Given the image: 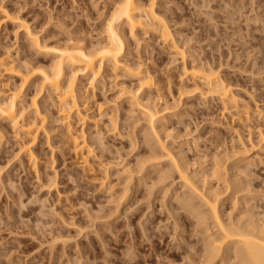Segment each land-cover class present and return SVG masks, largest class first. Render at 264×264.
<instances>
[{
	"label": "rangeland",
	"instance_id": "1",
	"mask_svg": "<svg viewBox=\"0 0 264 264\" xmlns=\"http://www.w3.org/2000/svg\"><path fill=\"white\" fill-rule=\"evenodd\" d=\"M153 1L155 10L159 16L156 15L162 18H158V20L161 19L164 24L169 26L176 45L184 51L185 65L187 67H192L193 65L197 66V64H199L198 67H201V69H212V67L214 70L217 69L216 72L218 71V73L222 75H220V78H223L222 80H224L227 85L230 82L229 85L233 86L232 91L234 90L235 92H233V94L238 97V100L235 101H237V103L239 102L238 104H234L236 105L235 107L232 105V102L230 103L232 107L224 108V105H222L223 103H220L222 100L220 101L218 96H212L211 92L207 89V85L203 86L205 90H208L205 95L206 97L209 96L207 98H205V96L201 97L202 95L198 93V91H192V88H190V86H192V81L183 69V59H181L180 55H174L175 47L172 43L165 44L162 41L159 34L153 30L154 28L152 29L153 26L149 24L151 23L149 20V23H145L147 27L144 24V26L139 25V27L136 26L133 29L134 38L131 37L132 33H130V31L132 30L128 31L130 28L127 27V25L123 26L125 30L124 34H127V36L125 34V38H128V41L125 39L127 41L126 49L120 57L122 65L120 64L116 69L110 66V68H113H111L112 70H110L108 66H104L96 80H93L91 75H85L79 70L74 82L79 108L78 110L74 109L70 113V120L65 119L61 114L59 102L54 93L49 92L45 87L42 88V75L40 69L42 67L51 68L55 62L60 60L61 51L67 49L68 45L70 47V45L73 46L74 44H78L79 46L85 47L88 51H91L107 44L109 41L110 22L117 24V21H110L111 14L115 12V6H119L118 4H121L122 0H0V102H4L10 98L11 94L18 89L20 90L18 109L23 111L19 119L20 123L18 127H14L15 125L10 120L0 117V264H50L51 262V264H58L59 257H61V260L59 259V262L61 261L60 264H168L169 260L179 257L172 256L177 251L175 248L176 244L182 238H186L187 240H191L192 238V240H195L196 229L194 228L195 224H192L190 216L184 213L178 216L181 217L180 222H178V228L181 230H176V233L178 231L177 234L174 233L176 224L172 222L175 220L173 204L177 199L176 196H178L177 193L179 190L181 194H189H184L183 196L179 194L181 199L185 197H190L192 199L193 196L194 199H192V201L196 204V201L199 199H195L197 197L194 196L198 195L195 193V195H192V192L189 191L190 188L188 189L189 186L186 187L182 184L185 182L179 179L180 177H178V175L180 172L178 169L179 174H177L175 170H172L174 174L172 172H167V168L170 170L173 169V167H171L173 163L170 164V161H167L166 166L165 161L169 158L166 156L172 155L171 153L173 151L171 152L169 149L165 148L168 150L165 152V150L162 151L160 148L159 150L163 152L162 156L165 155L164 157L167 159L163 158L160 162L155 156L154 161H148L146 166V162H141L149 160L152 158L151 155L153 154H160L159 156H161V152L157 149V146L160 145L158 147H162V141L163 143L165 142L162 144L164 147L166 145V147L168 146V148L176 152V154L173 152V155L175 154V156L178 157V162L180 161L184 164L186 160L187 163L185 164H188L187 167L189 166V169L184 164L185 169L187 168L191 174L193 172L195 173V171L198 172V174L196 172L195 176L193 174V178L196 176V178H198L199 174H203L202 177L199 175V177H201L200 180L195 178L200 185L192 178L196 183V187H203L202 190L204 191L200 193L204 194L207 190H211L210 192L212 193L214 189L211 188L212 186L210 187V183H212L213 187L217 190L219 185L221 188L224 183L227 185H225L226 187L224 188H228V184L239 175L240 171H242L240 172L241 176H238L239 179H236H242L241 181L247 179L243 176L244 171L246 174L250 172L253 175L259 176L257 179L256 176L254 177L252 175L253 177H251V174L249 175L248 173V179H252H250L251 181H247L248 179L244 181L245 183H251H248V186H246L245 190L242 192L247 193V189L251 187H253V190L250 191V189H248L250 192L247 194L240 195V192L235 194L230 188V184V190L229 188L227 192L224 188L223 190L231 200H229L226 195L223 196L224 191H221L222 188L219 190L222 192H219L222 195L220 199L226 197L230 202L237 199L231 203L235 202L242 206V204L239 203L242 201V203L250 202L251 205V202L255 200H252L250 197L256 199L261 192L264 193V163L260 162H264V150H261L262 145H264V109H262L264 108V105H262L264 103V78L262 82V77H260H264V22H262V18L264 21V1L253 0L254 2H259H255L256 4L252 0ZM222 1H225V5ZM244 1L247 2L249 7ZM140 2L149 4L150 0H140ZM238 2L243 5H240ZM251 3L256 7L253 6V4L251 5ZM258 4L261 5V7ZM206 5L210 8L206 9ZM232 5L233 7H231ZM242 6L247 10L244 9L245 11H243ZM226 7L227 9H224L226 11H223V8ZM234 7L237 9H234L235 13L234 10L231 9ZM239 8H241V10H239ZM251 9H255L256 12H252ZM219 10L225 12V14L221 12L223 14L222 16ZM248 10L253 14L248 12ZM237 11L238 13L240 11L243 12L244 15L247 13L245 15V18L247 17L246 21L244 20V15L240 12L242 19L240 15L236 13ZM249 14H252V17ZM260 14L262 16H260ZM256 16L261 18V20L258 17L256 19ZM211 17L214 20H212ZM230 17L232 18L231 20H229ZM220 19H223L222 22H219ZM255 19L259 20L257 24ZM235 20H238V23L237 21L235 22ZM213 21L215 23H213ZM247 21L249 25H254L249 26ZM209 25L210 28L208 27ZM229 25H231V27ZM245 26H249V30ZM217 27H219V29H217ZM214 28L217 31H214ZM258 29L261 31L263 29V32H260V34V30ZM240 30L243 33L240 32ZM244 30L249 31V37ZM233 34H235L236 37H234ZM243 36L245 37L244 41H242ZM246 37H248V39H246ZM229 38L233 41L230 42L231 40ZM238 39H241L240 44L242 47ZM242 42L247 44H243ZM248 44L249 47L247 46ZM127 45H131L130 48ZM256 47H258V49ZM247 50H249L250 56L254 54L253 57H250L251 61L249 56H246V53H248ZM236 54L239 55V59ZM255 60L257 64L254 63ZM200 62L203 63L201 64ZM123 64L130 67L124 66ZM130 70L133 71L130 72ZM72 73L73 72H71V74ZM137 73H139L140 76L142 75V78H144V74L145 76L149 74L152 83H149L150 85L146 84V82H144L145 80H141ZM71 74L69 76H71ZM254 75L255 77H253ZM224 76L226 79H224ZM25 77L28 78L27 81L24 79ZM256 77L260 78L257 79ZM200 81L201 83L203 82V80ZM149 97L151 98L150 100ZM146 100L148 101L146 102ZM146 104L156 111H158L159 108L161 109H159L160 113H158L159 117H157V119L160 122L162 121L166 128V131L162 132L164 129H159V127L164 128L160 126L162 123L156 121L160 123V125H156V128L162 132L160 133L161 135H159L163 140L160 136V138L157 137L158 135L156 136V139L158 138V144H155L157 141L153 140L154 136L152 140L149 139L151 141H149V144L151 143L150 146L152 149L148 147L149 145L145 148L147 142L144 141V144L142 138V136L144 137V133L148 134L147 131H152L150 122L147 123L146 121L147 117L149 121V107L145 106ZM155 104L158 108H154L156 106ZM257 104L259 106H257ZM258 107L259 110H263V113L258 111ZM248 110L249 113L247 112ZM233 111L240 112L239 116ZM146 112L148 114H146ZM33 121H38L39 125L43 123L37 134V140L31 147V152L35 156L31 158L27 155L29 153L27 151V153H25L24 150L21 151L20 147L23 142L28 140L27 137L29 135L26 133V127L27 124ZM69 121L71 122L73 131L82 136L80 140H85V143L90 145V147L87 145L88 148L92 149L93 153L95 152L96 154V156H94L95 154L92 155L93 159L95 158L94 160H91L92 158L89 156L91 163L87 161V166L91 164L89 165V168H91V175L90 172L87 171H83L85 174L80 173L82 169H87V166H85V162H83L79 156L78 158L72 151L71 141L68 138ZM113 124H116L114 127L117 128H113ZM147 124H149V126ZM260 132L263 133H261L263 138L260 136ZM129 133H132V138L135 136L133 139V141L137 142H133L136 144L135 146L130 142L129 137L131 134L129 136ZM149 134L153 135V131ZM149 134L144 138L149 136ZM160 139L162 140L161 143L159 141ZM152 142L156 146H154ZM148 148L150 151L147 150ZM180 148H182V151H185H183V153L180 152ZM176 149H179V151L177 152ZM151 150L152 153H150ZM217 150L221 154L228 150L229 153L225 152L226 156H224L225 158L228 155L225 159V162L227 160L228 164H224V162L221 161L219 162L218 159L214 157L212 159V156L216 152L218 158L219 155L222 156ZM168 152L171 153L168 154ZM184 152H186V154ZM136 153L137 155H135ZM178 153H182L185 156ZM149 154L151 157L148 156ZM257 155L260 156V158L262 156V159H258ZM135 156L138 157V160H136L137 158ZM142 156L143 160L140 161ZM254 156H256V158ZM144 157H146V160H144ZM176 157L171 156V158ZM182 157H185L183 162ZM244 157L246 159L248 157V161L252 159V161H249V164H253L255 168L246 164L248 161L245 162L246 167H243ZM96 158L100 159V163L97 162ZM240 158L241 160L238 161ZM177 159H175L176 161L174 162H177ZM221 159L223 160V156ZM253 159H256V162ZM156 160L159 162L156 163ZM170 160L173 162V159ZM136 161L140 162V164H137L138 162L136 163ZM93 162L94 164H92ZM180 162L177 163V165L175 164L177 168L178 166H182ZM217 162L223 163L224 166L222 167V164L220 165L218 163L221 166L219 168ZM257 162L260 163L258 166H255L258 164ZM128 163L131 165L132 170L125 166ZM134 163H136L137 167H140V165L142 166V163H144L146 168L142 166V168L140 167L141 172L140 168L137 171V167L134 168ZM213 163H216L217 165L215 164V167L218 166L219 168V170L218 168L214 170L216 179L218 177L220 179L219 181L221 182L224 180L222 181L224 183L221 185L218 182L217 188L215 185L216 180H214V172L212 171V175L214 176L212 180L215 182L212 181L209 183L210 185L208 184L210 189L207 185L201 184L200 181L204 182L205 179L209 180L205 178V175H207V171L213 166ZM229 164L231 165L228 167L227 165ZM184 166L181 169L183 170V176L185 174L187 176L188 174V176L191 177L192 175L189 174L188 171V173H184L186 172L184 171ZM225 166L230 170L231 168L234 170L237 168L236 166H238V171H228L226 168L224 173L228 171L229 174L227 172L225 177L223 173L219 175L216 174V171L223 170ZM79 167L80 169L82 167V169L80 170ZM92 167L94 169H92ZM100 167H108L107 173L104 171L106 170L105 168L100 169ZM123 167L127 168L123 170ZM242 169H244V171ZM246 170L249 171L246 172ZM131 171L134 172L131 173ZM160 171H164V173L162 172L163 175H166L167 172V176L170 173L168 180H166L167 178H165V175L163 176ZM200 171H202V173ZM252 171H255V173ZM158 172H160V175L163 177H158ZM204 172L206 173L205 175ZM100 173L101 175H98ZM171 174L174 178H170ZM85 175H89V179H86ZM131 175L133 176L132 178ZM220 175L223 178L232 177L225 180L219 177ZM106 176L110 180H108ZM93 177H96V182L91 183L93 182ZM101 177H103L101 182L97 184ZM260 177L261 180L259 179ZM51 178L52 180H50ZM72 178H74V181ZM104 178L107 179L104 181L106 184L107 181L108 185L109 182L110 185L113 183L112 186L115 188L114 190L117 195L112 192L113 189L110 185L105 190H102V187L98 188L100 185H103L102 180ZM160 178L166 181H160L163 180ZM52 181L57 183H54L53 186L51 184L49 187L48 185ZM227 181L230 182L228 183ZM43 182L47 183L44 187L42 186L44 185ZM206 182L208 183V181ZM40 185L42 187H40ZM181 186H184L185 189L187 188L188 190L181 189ZM123 188H126L124 190H127V192L124 191ZM259 188H261V190H259ZM109 189L112 190L110 191ZM149 189L152 191V194L150 192L151 195L149 194ZM99 190L105 191V194H102V192L100 194ZM217 190L214 192L215 194L218 192ZM255 190L259 193L252 196L253 194L251 192L255 193ZM107 191L113 194H110L111 197L113 196L112 199L107 196L109 194V192L106 194ZM173 191H176V193ZM208 192L206 195H208ZM238 194L239 196H237ZM249 194L252 195L249 196ZM173 195L176 198L175 201ZM235 195L239 198V201ZM262 195L259 197L261 200L257 199L255 201L257 204L260 202L261 204L259 205H264V202H262L264 197L262 198ZM244 197L245 199L248 198L246 199L247 201H244ZM227 199L224 202L220 200V202H223L222 206H225L223 210L225 209L224 211L227 214L230 211L232 213V210H234L233 214L237 216L241 207L239 208V206H237L238 208L234 209L236 204L233 203L234 207H232V205H229L230 202H227ZM162 200H165V204H167H162L164 203ZM255 202L253 203L256 204ZM200 203L199 200L198 204ZM225 203L226 205H224ZM246 204L249 203H244L242 207L247 206ZM160 206L163 208L162 210L160 209L162 212L159 211ZM167 207L169 210L171 209L169 216L166 214V212H169ZM230 208L232 210H230ZM237 209L239 210L237 211ZM171 212L173 214L172 218L170 216ZM152 213L153 215H151ZM138 219L142 221V225L138 222ZM146 220H148V222ZM159 220L163 222L164 225L161 224ZM166 220H169L170 223ZM145 221L147 223H145ZM158 221L160 222V226L158 225ZM165 221L166 223H164ZM126 223H129L128 227ZM172 224H174L175 227H173ZM140 225L143 229L139 227ZM156 226L159 227L157 228ZM130 227H132L133 231H131L132 229ZM191 227L192 229L194 228V231ZM139 228H141L142 231L144 230V232L146 230L145 235L148 234L147 237L144 236L146 238L142 236V231H140L141 229ZM95 231L100 232V234ZM158 232L160 234H158ZM96 234L98 235L96 236ZM171 235H173V237ZM99 236L102 237L104 241L100 240L101 238H98ZM171 237L177 238L176 240L174 239V243ZM52 238L53 240L54 238L60 240L59 245L56 243L58 242L56 240H54L56 244L53 245V242L50 244L49 242ZM145 239L147 240L145 241ZM126 240L128 241L126 242ZM69 241L71 242L69 243ZM62 242L63 244L65 243L64 249L66 253L64 254H67V257L63 256ZM40 243H49L51 245H49L51 247L50 249H52L53 246L54 248L52 251L50 250V252H48V244H42V246H40ZM66 243H68V247ZM75 244L79 245L77 246L79 250L76 246L75 248L77 249L74 248ZM80 246H82V249H80ZM131 247L134 249L132 254L129 250H125V248L130 249ZM84 249L85 251H83ZM171 249L173 250L171 251ZM72 250L81 251V254L78 251H73V253ZM124 250L127 252L129 258L125 257L126 252ZM83 253H85V255H83ZM87 254L88 256L86 259L85 256ZM134 254L135 256H133ZM75 255H77V258ZM156 256H158L157 259L159 260L156 259ZM164 256H168L166 260ZM49 257L50 259H48ZM131 257L135 258L131 261ZM71 258H74V262ZM84 258L86 260L89 258L90 262L86 261V263ZM78 259L84 261L77 263L79 261ZM174 262L175 264H182L181 260Z\"/></svg>",
	"mask_w": 264,
	"mask_h": 264
},
{
	"label": "bare ground",
	"instance_id": "2",
	"mask_svg": "<svg viewBox=\"0 0 264 264\" xmlns=\"http://www.w3.org/2000/svg\"><path fill=\"white\" fill-rule=\"evenodd\" d=\"M204 1V0H203ZM212 1V0H211ZM221 1V0H220ZM226 1V0H225ZM225 1H222V3L225 5ZM229 1V0H228ZM236 1H238V0H236ZM253 1V0H252ZM258 1V0H257ZM257 1H255V2H257ZM260 1V0H259ZM262 1H264V0H262ZM154 1L153 0H150V3L149 4H144L143 2H140V0H122V2H121V4H118L119 6H115V9H114V11L115 12H113L112 14H111V19H110V21L111 20H113V21H117V24H115V23H111L110 22V27H109V30H110V33H109V36H108V39H109V41H108V43L107 44H104V45H102L101 47H99V48H96L95 50L93 49V50H91V51H88L85 47H83V46H79L78 44L76 45V44H72L73 46H71L70 45V47H69V45H68V47H67V49H64V50H62L61 51V54H60V60H58L57 62H55V64H53V66L51 67V68H41L40 70H41V75H42V88H46V89H48V91L49 92H51V93H54V95L56 96V99H57V101L59 102V106H60V111H61V114L63 115V117L65 118V119H69L71 116H70V113L75 109V110H78V101H77V96H76V91H75V87H74V82H75V78H76V76L78 75L77 73H79V70H80V72L81 73H84L85 75L87 74V75H91L92 76V78H93V80H96V78L99 76V74H100V72H101V70H102V68L104 67V66H108L109 68H110V66H113V68L114 69H116L120 64H121V56L123 55V52L125 51V49H126V44H127V41H128V38L126 39L125 38V34H124V32H125V30L123 29V26L124 25H127V27H129L130 29H128V31L129 30H132V31H130V33H132V36L131 37H133L134 38V36H133V29L136 27V26H138L139 27V25L140 26H144V24L146 23H149V20L151 21V23H149V24H152V29L153 30H155L158 34H159V36L161 37V39H162V41L165 43V44H171L172 43V45L175 47V54L174 55H180L181 56V59H183V64H184V67H183V69L185 70V72L188 74V76L190 77V80L192 81V86H190V88H192V91L193 92H197L198 91V93H200L202 96L201 97H203V96H205L206 95V93H207V91L209 90V92H211V94H212V96H218L219 98H220V103H223L222 105H224V108H230V106H231V104L230 103H232V105H234V104H238L237 103V101H235V100H238L237 98V96H234V94H233V92H234V90L232 91V85H229L230 84V82H229V86L227 85V83L224 81V80H222L223 78H220V73H218V71L216 72V70H214L213 69V67H212V69L210 68V69H208V68H206V69H201V67L199 68L198 67V65L199 64H197V66H195V65H193L192 67H187L186 65H185V53H184V51L178 46V45H176V42H175V40H174V38H173V34H172V31L169 29V26L167 25V24H164V22L163 21H161V17H158L159 16V14H157V11L155 10V7H154V3H153ZM240 2V1H239ZM238 2V3H239ZM245 2V1H244ZM254 2V1H253ZM254 2V3H255ZM221 3V2H220ZM219 3V4H220ZM221 3V4H222ZM230 3V2H229ZM232 3V2H231ZM235 3V2H234ZM238 3H236V4H238ZM240 3H242V2H240ZM239 3V4H240ZM246 4H247V2H245ZM257 3H259V2H257ZM204 4V3H203ZM253 3H251V5H252ZM256 4V3H255ZM202 5V4H201ZM209 5V4H208ZM208 5H206L207 6V8L206 9H209L210 7L208 6ZM229 5V4H228ZM235 5V4H234ZM240 5H243V4H240ZM239 5V6H240ZM249 5H250V3H249ZM259 5V4H258ZM258 5H257V7H258ZM211 6V5H210ZM219 6V5H218ZM227 6V5H226ZM247 6H248V4H247ZM246 6V7H247ZM253 6H255L254 4H253ZM260 7H261V5H259ZM223 7H225V6H223ZM230 7V6H229ZM231 7H233V5L231 6ZM236 7H237V5H236ZM241 7V6H240ZM249 7V6H248ZM256 7V6H255ZM254 7V8H255ZM264 7V6H263ZM199 8V7H198ZM220 8V7H219ZM218 8V9H219ZM242 8H243V6H242ZM251 8V7H250ZM253 8V7H252ZM203 9H204V6H203ZM224 9H227V7L226 8H223V11H226V10H224ZM229 9V8H228ZM231 9H235V7L234 8H231ZM230 9V10H231ZM245 7L243 8V11H245V10H247V9H245ZM259 9V8H258ZM261 9V8H260ZM201 10H202V7H201ZM213 10V9H212ZM232 10V11H233ZM235 10H237V9H235ZM235 10H234V13H235ZM239 10H241V8H239ZM238 10V11H239ZM250 10V9H249ZM248 10V12H251V11H249ZM252 10V12H256L255 11V9H251ZM262 10V9H261ZM260 10V11H261ZM156 11V12H155ZM220 11V10H219ZM229 11V10H228ZM238 11L236 12V13H238ZM222 11H220V13H221ZM241 12V11H240ZM240 12L238 13V15H240ZM251 12V13H252ZM257 12H258V10H257ZM209 13V12H208ZM222 13H224L225 14V12H222ZM221 13V15L223 16V14ZM227 13V12H226ZM242 14H243V12H241ZM158 16H157V15ZM204 14V13H203ZM247 13H245V15H246ZM253 14V13H252ZM251 14V15H252ZM263 14V13H262ZM201 15H202V13H201ZM209 15H210V13H209ZM232 15V14H231ZM237 15V14H236ZM244 15V14H243ZM245 15H244V20L246 21V18H245ZM250 15V14H249ZM250 15V16H251ZM219 16V15H218ZM229 16H230V13H229ZM228 16V17H229ZM249 16V17H250ZM260 16H262L261 14H260ZM213 17V16H212ZM212 17H211V19H212ZM232 17V16H231ZM230 17V19L229 20H231L232 18ZM240 17L242 18V16L240 15ZM252 17V16H251ZM257 17L258 16H256L255 18L257 19ZM158 18H161L160 20H158ZM210 18V17H209ZM225 18H226V16H225ZM234 18V17H233ZM240 18V19H241ZM259 18V17H258ZM219 19V18H218ZM238 19H239V16H238ZM243 19V18H242ZM249 19V18H248ZM247 19V20H248ZM253 19V18H252ZM255 19V20H256ZM260 20H261V18H259ZM212 20H214V19H212ZM222 20L223 19H220L219 20V22L221 21L222 22ZM153 21V22H152ZM205 21V20H204ZM209 21V20H208ZM211 21V20H210ZM237 21V23H238V20H235V22ZM240 21V20H239ZM258 21L259 20H256V24L258 23ZM162 22V23H161ZM234 22V23H235ZM243 22V21H242ZM248 22V21H247ZM254 22V21H253ZM261 22V21H260ZM259 22V23H260ZM262 22H264L263 21V18H262ZM156 23V24H155ZM213 23H215L214 21H213ZM231 23V22H230ZM244 23V22H243ZM251 23V22H250ZM142 24V25H141ZM145 24V26L147 27V25ZM217 24H218V22H217ZM244 24H246V23H244ZM255 24V25H256ZM261 24V23H260ZM212 25V24H211ZM232 25V24H231ZM231 25H229L230 27H231ZM247 25V24H246ZM248 25H249V22H248ZM252 26L254 25V24H251ZM251 25H249V26H251ZM109 26V25H108ZM213 26V25H212ZM211 26V27H212ZM249 26L248 27H246L247 29L249 28ZM209 28H210V25L208 26ZM215 27H216V25H215ZM142 28V27H141ZM240 28V27H239ZM238 28V29H239ZM263 28V27H262ZM217 29H219V27H217ZM221 29V28H220ZM234 29V28H233ZM241 29V28H240ZM246 29V30H247ZM251 29V28H250ZM264 29V28H263ZM263 29H262V31L260 30V29H258V30H260L259 31V33L260 32H263ZM143 30V29H142ZM208 30V29H207ZM230 30H232V29H230ZM246 30H244V32L246 31ZM249 30V29H248ZM256 30V29H255ZM134 31H136V30H134ZM154 31V32H155ZM209 31V30H208ZM214 31H217V30H215V28H214ZM221 31H222V29H221ZM233 31V30H232ZM242 31H243V29H242ZM241 30H240V32H242ZM229 32V31H228ZM247 32V36L249 37V31H246ZM257 32V31H256ZM255 32V33H256ZM221 33V32H220ZM222 33H223V31H222ZM230 34H232L231 32H229ZM236 33V32H235ZM238 33H239V31H238ZM243 33V32H242ZM135 34V33H134ZM230 34H229V36H230ZM237 34V33H236ZM261 34V33H260ZM264 34V33H263ZM126 36H127V34H126ZM228 36V37H229ZM233 36L234 37H236L235 36V34H233ZM239 36H240V34H239ZM218 37V36H217ZM221 37V36H220ZM248 37H246V39H248ZM225 38V37H224ZM231 38H232V36H231ZM238 38H242V37H238ZM244 36H243V39H242V41H244ZM127 41H126V40ZM230 39V38H229ZM250 39H252V38H250ZM135 40V39H134ZM231 41L230 42H232L233 40L232 39H230ZM239 40V44H240V40L241 39H238ZM126 41V42H125ZM225 41H226V39H225ZM37 42V41H36ZM229 42V43H230ZM235 42H238V41H235ZM247 42V41H246ZM254 42H256V41H254ZM212 43V42H211ZM214 43V42H213ZM243 43V42H242ZM245 43V42H244ZM243 43V44H244ZM250 43V42H249ZM40 44V43H39ZM129 44V43H128ZM234 44V43H233ZM245 44H247V43H245ZM251 44V43H250ZM37 45H38V43H37ZM236 45H238V44H236ZM235 45V46H236ZM40 46V45H39ZM129 48H130V46L129 45H127ZM240 46H241V44H240ZM239 46V47H240ZM244 46V45H243ZM248 47H249V44L247 45ZM258 46V45H257ZM218 47H219V44H218ZM242 47V46H241ZM251 47V46H250ZM128 48V49H129ZM220 48V47H219ZM257 49H258V47H256ZM255 48V49H256ZM237 49V48H236ZM241 49V48H240ZM247 49V48H246ZM261 49V48H260ZM249 50H250V48H249ZM249 50H247V52L249 51ZM129 51H130V49H129ZM241 51H244V50H241ZM259 51V50H258ZM245 52V51H244ZM244 52H243V54H244ZM252 52V51H251ZM256 52V51H255ZM250 52H248V53H246V56H249V59H250V57H253L254 56V54L252 55V56H250L251 54H249ZM253 53H254V51H253ZM259 53V52H258ZM239 54V53H238ZM238 54H236L237 56H238V59H239V55ZM247 54H249V55H247ZM260 55V54H259ZM258 55V56H259ZM211 56H212V54H211ZM244 56V55H243ZM247 58V57H246ZM256 58V57H255ZM254 58V59H255ZM249 59H248V61H249ZM257 59V58H256ZM200 60H201V58H200ZM246 60V59H245ZM250 61H251V59H250ZM256 61V60H255ZM254 61V63H256L257 64V61L255 62ZM201 64L203 63V62H200ZM252 63V62H251ZM264 63V62H263ZM122 65V64H121ZM124 65V64H123ZM151 65V64H150ZM155 65V64H154ZM252 65V64H251ZM264 65V64H263ZM124 66H128V65H124ZM153 66V65H152ZM156 66V65H155ZM257 66V65H256ZM128 67H130V66H128ZM128 67H126V68H128ZM264 67V66H263ZM112 68V67H111ZM110 68V70H112ZM125 68V67H124ZM132 68H133V66H132ZM203 68V67H202ZM255 68V67H254ZM131 69V68H130ZM148 69V68H147ZM257 69L259 70V68L257 67ZM10 70H13V69H10ZM149 70V69H148ZM147 70V71H148ZM219 70V69H218ZM252 70V69H251ZM263 70V69H262ZM133 70H130V72H132ZM69 72H70V74H71V72H73L72 74H71V76H69L70 74H69ZM219 72H220V70H219ZM258 72V71H257ZM261 72V71H260ZM260 72H259V75H260ZM134 73V72H133ZM240 73V72H239ZM242 73V72H241ZM263 74V73H262ZM261 74V75H262ZM137 75L140 77V79L141 80H145L144 82H146V84H148V85H150L149 83H152V81H151V77H150V75L149 74H146V76H145V74L143 75L144 76V78H142L140 75H139V73H137ZM253 75V74H252ZM257 75H258V73H257ZM222 76V75H221ZM245 76V75H244ZM68 77V78H67ZM70 77V78H69ZM252 77V76H251ZM253 77H255V75L253 76ZM260 77H262V82H263V76H260ZM260 77H258V78H260ZM249 78V77H248ZM257 78V77H256ZM257 78V79H258ZM26 81L28 80V78L27 77H25L24 78ZM224 79H226L225 78V76H224ZM253 79V78H252ZM200 80H203V82L201 83V81ZM233 82V81H232ZM254 82V81H253ZM226 83V84H225ZM238 83V82H237ZM255 83V82H254ZM234 84V83H233ZM261 84H263V83H261ZM204 85H207L208 86V90H205L204 88H203V86ZM231 86V87H230ZM255 87V86H254ZM230 88H231V90H230ZM264 89V88H263ZM236 91V90H235ZM252 91V90H251ZM232 92V93H231ZM254 92V91H253ZM235 93V92H234ZM232 94V95H231ZM260 94V93H259ZM147 95V94H146ZM145 95V96H146ZM257 95V94H256ZM144 96V97H145ZM19 97H20V90H16V91H14L12 94H11V97L10 98H8L7 100H5L4 102H0V117L2 118L3 117V119H8V120H10L11 122H13V124L15 125L14 127H18L19 126V123H20V121H19V119H20V117L22 116V114H23V111H21L20 109H18L19 108V106H18V104H19ZM207 97H209V96H207ZM206 96H205V98H207ZM211 97V96H210ZM236 97V98H235ZM146 98H147V96H146ZM219 98H217V99H219ZM252 98H256V97H252ZM151 98L149 97V100H150ZM261 100V99H260ZM143 101V100H142ZM148 100H146V102H147ZM152 101V100H151ZM193 102V101H192ZM235 102V103H234ZM151 103V102H150ZM229 103V104H228ZM225 104H227V105H225ZM151 105H152V103H151ZM156 105V104H155ZM262 105H264V103L262 104ZM262 105H260V106H262ZM145 106H147V104L145 105ZM154 106V105H153ZM200 106V105H199ZM226 106H228V107H226ZM236 105H234V107H235ZM257 106H259L258 104H257ZM147 107H149V106H147ZM158 108V106L156 105L154 108ZM232 107V106H231ZM233 107V108H234ZM160 109V108H159ZM159 109H158V111H159ZM262 109H264V108H262ZM148 112H149V121L147 120L148 119V115L146 116L147 117V119H146V121H147V123L148 122H150V127H151V129H152V131H153V135H151V134H149L150 132H152L151 130H149V131H147L148 132V134H149V136H147L146 138H144L146 135H148V134H146V133H144V137L142 136L143 135V133H142V138H143V143H144V141L145 142H147L146 143V146H145V148L148 146V147H150L151 148V146H150V144H149V141L150 140H152V137L154 136V139L153 140H156L157 141V139H156V136L157 137H159L161 134L160 133H162V132H165L166 130V128L164 127V125H163V123H162V121L160 122L158 119H157V117H159V114L158 113H160V111L158 112V111H156V110H154V109H151V107H149L148 108ZM161 110V109H160ZM193 110V109H192ZM195 111V110H194ZM237 111V110H236ZM240 111V110H239ZM258 111H260V113H263V110H259V107H258ZM262 111V112H261ZM234 112V111H233ZM248 113H249V110L247 111ZM234 113H237V115L239 116V114H240V112H234ZM146 114H148L147 112H146ZM157 114H158V116H157ZM233 114V113H232ZM264 114V113H263ZM234 115V114H233ZM236 115V114H235ZM145 117V118H146ZM242 118V117H241ZM263 118H264V116H263ZM184 119H186V118H184ZM70 120V119H69ZM160 120H161V118H160ZM162 120H163V118H162ZM183 120V119H182ZM181 120V121H182ZM156 121H159L160 123H162L161 125H160V123H157ZM70 122V121H69ZM156 122V123H155ZM183 122V121H182ZM43 123V122H42ZM42 123L39 125L38 124V121H33V122H31V123H29V124H27V127H26V133L29 135L27 138H28V140H26V142H23V144L21 145V151H23L24 150V152L25 153H29V154H27V155H29L31 158H34L35 156H34V154L31 152V147H32V145H33V143L37 140V134H38V132H39V130H40V128H41V126H42ZM165 123V122H164ZM157 124H159L160 126H162V127H164V128H160L159 127V129L161 130H163L162 132L159 130V129H157L156 128V125ZM116 124H113L112 125V127L113 128H117V127H114ZM148 126H149V124H147ZM165 125H166V123H165ZM147 126V127H148ZM158 127V126H157ZM167 127V126H166ZM149 128V127H148ZM148 128H146V129H148ZM150 129V128H149ZM146 131V130H145ZM261 133L262 132H260V136L263 138V136H264V134H263V136L261 135ZM130 134H131V136H130ZM146 134V135H145ZM160 134V135H159ZM151 135V136H150ZM129 138H130V142H131V144L134 142V143H137V142H135V141H133V139L135 138V136H134V138H132V133H129ZM81 135L80 134H76L74 131H73V129L71 128V122L69 123V126H68V138L70 139V141H71V145H72V151L75 153V155L78 157H80V159L83 161V162H85L84 163V165L85 166H87V161H89L90 163H91V161L89 160V156H91V160H94L93 159V154H95V152L93 153V150L92 149H90V148H88V146L90 147V145H88L87 143H85V140H80L81 139ZM151 137V138H150ZM161 137V136H160ZM159 137V138H160ZM26 138V139H27ZM261 138V139H262ZM150 139V140H149ZM161 139H162V137H161ZM159 140L160 141V143H161V141L163 140ZM264 139V138H263ZM136 140V139H135ZM217 140V139H216ZM221 140V139H220ZM151 142V141H150ZM155 142V141H154ZM217 142H218V140H217ZM216 142V143H217ZM22 143V142H21ZM132 144V145H136V144ZM165 143V142H164ZM163 143V141H162V144H164ZM145 144V143H144ZM152 144H154L153 142H152ZM155 144H158V141H157V143H155ZM154 144V146H156ZM161 144V146L162 147H158V146H160V145H158L157 146V149L159 150L160 148H161V150L162 151H164L165 150V152H167L168 150L167 149H169L171 152L173 151V152H175L174 150H171V148H168V146L166 147V145H165V147L163 146ZM88 145V146H87ZM144 146V145H143ZM153 146V145H152ZM235 146V145H234ZM92 147V146H91ZM99 147V146H98ZM215 147V146H214ZM219 147V146H218ZM93 148V147H92ZM156 148V147H155ZM154 148V149H155ZM165 148H167V149H165ZM234 148V147H233ZM236 148V147H235ZM239 148H241V147H239ZM152 149V148H151ZM173 149H175V148H173ZM181 149V151L180 152H182L183 153V151H185V150H183L182 151V148H180ZM219 149H220V147H219ZM218 149V150H219ZM95 150V149H94ZM147 150H149L150 151V149L148 148ZM161 150H159L160 152H161ZM215 150V149H214ZM217 150V151H218ZM261 150H264V145H262V149ZM27 151V152H26ZM176 151L178 152L179 151V149L177 150L176 149ZM216 151V150H215ZM220 151V150H219ZM219 151H218V153H219ZM224 151V150H223ZM153 152H155V151H153ZM165 152H164V154H165ZM171 152H168V154L169 153H171ZM173 152L171 153L172 155H168V156H166V157H169L170 159H173L172 161L173 162H171V160L169 159H167V158H165L164 156L165 155H163L162 156V154H163V152H161V156H159V155H151L152 156V158H153V160H152V158H150L151 156H150V154L148 155V156H150L149 158V160H146L145 158L146 157H144V160H146V161H141V160H143V156L141 157L142 159H140V161L141 162H146L145 163V166L147 165V163H148V161H154V158H155V156H156V158H157V160H159L160 162L163 160V158H165V159H167L166 161H165V163L167 162V161H170V164H172V166L171 167H173V169H166L167 170V172H174V171H172V170H175V172H177V174H179V172H180V174L183 172V170H181L182 168H183V166H184V164L185 163H187L186 162V160H185V163L183 164V163H181L180 161V164L182 165V166H178V168H177V163H179L178 162V157H176L175 156V154H176V152H175V154L173 155ZM222 152V151H221ZM226 151H224V155L223 154H221V153H219V154H221L222 156H223V160L221 159L222 158V156H220L219 155V158H220V160H219V158H218V155H217V152L212 156V159H213V157L215 158V159H218V161L220 162H224V164H228L227 163V160H226V162H225V159L228 157V155H227V157H225L224 158V156H226V153L228 152V150H227V152L225 153ZM150 153H152V150H151V152ZM182 153H178V154H181L182 156L184 155V154H182ZM185 154H186V152H184ZM229 153V152H228ZM262 153V152H261ZM264 154V153H263ZM135 155H137V153L135 154ZM166 155H167V153H166ZM181 155H180V158H181ZM94 156H96V154L94 155ZM139 156V155H138ZM145 156H146V154H145ZM154 156V157H153ZM158 156H159V159H158ZM171 156H173V157H176V158H171ZM185 156V155H184ZM217 156V157H216ZM78 157V158H79ZM136 157V156H135ZM186 157H187V155H186ZM255 158H256V156H254ZM253 157V158H254ZM257 157H258V159L260 158V156H258L257 155ZM137 159L136 160H138V157H136ZM185 158V157H184ZM183 157H182V162H183V159H184ZM245 158V157H244ZM250 158V157H249ZM264 158V157H263ZM97 159V158H96ZM148 159V158H147ZM175 159H177V162H174V161H176ZM214 159V160H215ZM246 159V158H245ZM245 159H243L244 160V166L243 167H246V164H248L250 167L252 166L253 167V164L252 165H250L249 163V161H252V159L251 160H247L248 159V157H247V159L245 160ZM257 159V160H258ZM262 159V156H261V158H260V160ZM99 160V161H98ZM102 160V159H101ZM156 160V163L157 162H159V161H157ZM188 160V159H187ZM239 160H241V158L240 159H238V161ZM254 160V159H253ZM256 160V159H255ZM254 160V161H255ZM259 160V161H260ZM216 161V160H215ZM236 161V160H235ZM248 161V163H246L245 164V162H247ZM96 162V161H95ZM97 162H99L100 163V159H97ZM138 161H136V163H137ZM188 162H190V161H188ZM214 162V161H213ZM219 162H217V164L219 163ZM241 162V163H242ZM256 162V161H255ZM261 163H264V162H262V161H260ZM259 162V163H260ZM98 163V164H99ZM136 163H134L135 165H134V168H136L137 166H136ZM144 163H142L143 165L142 166H144ZM150 163V162H149ZM233 163H235V162H233ZM240 163V162H239ZM258 163V162H257ZM259 163L257 164V165H255V166H258L259 165ZM92 164H94V162L92 163ZM97 164V163H96ZM137 164H140V162H138ZM159 164V163H158ZM160 164H162V163H160ZM176 164V165H175ZM180 164H178V165H180ZM216 164V163H215ZM214 163H213V166L209 169V171H211V172H209V171H207V175H205L206 173L204 172V175L206 176L205 178H207V179H209V180H206L204 177V182L203 181H200L201 182V184L203 183V185H207L208 186V184L210 183V182H212L213 180H212V178H214V176H215V171L214 170H217V168H218V166H219V168L221 167L220 165L222 164V167L224 166L223 165V163H219L218 164V166L217 167H215L216 165H215ZM89 165H91V164H89ZM89 165L87 166V169H82V167H85V166H82L81 167V169H82V172H80V173H84L85 174V172H83V171H87V172H90L91 171V168H89ZM129 165V166H128ZM176 167H174V166ZM186 165V167H187V165L188 164H185ZM212 165V164H211ZM231 164H229V165H227L228 167L230 166ZM233 165V164H232ZM237 165H238V163H237ZM240 165V164H239ZM247 165V166H248ZM79 166V165H78ZM78 166H77V168H78ZM125 166H127L128 168H130V170H132L131 169V165L128 163V164H126ZM139 166V165H138ZM142 166L140 165V167L142 168ZM144 166V167H145ZM166 166H167V163H166ZM170 166H168V167H170ZM261 166V165H260ZM127 167H123L124 169L123 170H125V168H127ZM140 167H137V171L139 170V168ZM162 167V166H161ZM214 167H215V169H214ZM237 168H238V166H236ZM262 167H263V165H262ZM89 168V169H88ZM101 168H103V167H100V169ZM105 168V167H104ZM103 168V169H104ZM108 167H106L105 169L106 170H104L106 173H107V169ZM141 168H140V172H141ZM146 168V167H145ZM180 168V169H179ZM188 169H189V166L187 167ZM187 168L185 169V166H184V171H186V172H184V173H188L189 172V170H187ZM219 168H218V170H219ZM227 167L225 166V168H223V170H220V171H216V174H220V173H223V176L225 177V174L227 175V172L230 170V169H228V171L226 172V173H224V170L226 169ZM235 168V167H234ZM233 168V169H234ZM237 168H235L234 170H232V168H231V170L230 171H235V170H237ZM253 168H255V167H253ZM79 169H80V167H79ZM80 169V170H81ZM92 169H94L93 167H92ZM99 169V170H100ZM144 169V168H143ZM164 169V170H165ZM179 170V172H178V170ZM207 169V168H206ZM206 169H205V171H206ZM211 169H213V170H211ZM249 169V168H248ZM264 169V168H263ZM78 170V169H77ZM158 170V169H157ZM208 170V169H207ZM240 170V169H239ZM243 171H244V169H242ZM188 171V172H187ZM214 172V176L212 175L213 174V172ZM221 171H223V172H221ZM226 171V170H225ZM238 171V170H237ZM249 171V170H248ZM247 170H246V172H248ZM134 171H131V173H133ZM161 172V171H160ZM160 172H158V177L160 176H162L163 175V173H164V171H162L161 173H162V175H160L161 173ZM166 172V175H165V178H167L166 180H168V177H169V175H170V173H169V175L167 176V173ZM196 172L197 171H195V173L193 172L192 174L189 172V174H191L192 176L190 177V176H188V174H187V176L189 177V179H188V177L186 176V174L183 176V173L179 176L178 175V177H180L179 179L181 180V181H183L184 180V182L185 183H182V184H184V186H189L188 187V189H189V191H191L192 192V195L195 193L196 195H198V196H194V197H197V198H195V199H199L200 200V204H198V202H199V200H194V201H196L197 202V204L196 203H194L193 201H192V199H194L193 198V196H192V199L190 198V197H185V198H183V199H181V196H179V194H181L180 193V190L178 191V196H176L177 197V199L175 198V196L173 195V197H174V201H175V199H176V201L174 202V204H173V211H174V213H175V215H174V219L175 220H173L172 222H175V226H174V224H172L173 225V227H175V228H178V222H180V220H181V217H178V216H180L181 214H188V216H190V218H191V220H192V224H195L194 225V228L196 229V233H195V237L194 238H196L195 240H192V238H191V240L189 239V240H187L186 238L184 239V238H182L181 239V237H180V241H178V243L176 244V246H175V248L177 249V251L175 252V254L174 255H172V256H179V257H176V259H171V260H169L168 261V264H175V262L174 261H177V260H181L182 261V264H264V205H259V204H261L260 202H259V204H257L255 201L257 200V199H260L259 197L262 195V194H264L263 192H261V194L259 195V197H257L256 199H253L254 197H250L252 200H255V201H253V202H255L256 204H254L253 202H251L252 204L250 205V202H244V203H249V204H246L247 206H245V207H242V206H244L243 204L244 203H242V201L241 202H239L240 204H242V206H240L239 204H236L235 202H233L234 204H236L235 206L236 207H234V204L233 203H231L232 201H236L237 199H235V200H232L231 202L229 201V200H231L230 199V197H227V195L225 194V191L224 190H226V192H227V189L230 187V184H231V189L234 191V193L235 194H237V193H239L240 192V195H242V194H247V193H249L250 191H252L253 189V187H251V188H248V189H250V191H248V189H247V193H244V192H242L243 190H245V188H246V186H248L247 184L248 183H251V182H248V183H245L244 181L245 180H247L248 178H249V175L251 174L250 172H248L249 173V175H248V173L246 174L245 173V171H244V178H247V179H245L244 181H241V180H238L239 178H238V176H241L240 175V172H242V171H240L239 172V175L236 177V175H235V177L236 178H238V179H234V177H233V181L231 182V183H229L230 181H227L229 184H228V188H224V187H226L227 185L224 183V182H222V181H224V180H222L221 182L219 181L220 179L217 177V179H218V181H217V179H216V176H215V178H214V180H216V186H217V188H218V184L220 183L221 185L224 183V185H223V187H221L222 188V190H221V188H220V185H219V188H218V190L217 189H215L214 187H213V185H212V183H210L209 185H210V187L212 188V189H214L213 191H212V193L209 191V190H205L206 191V193L208 192V195H206V193H204V194H202V193H200V192H202V191H204V190H202L203 189V187H196V183H197V180L199 179L200 180V178L202 177V175L201 174H199L201 177H199V175H198V178H193L194 176H195V174H196ZM201 173H202V171H200ZM210 174H209V173ZM217 172H219V173H217ZM253 172V171H252ZM263 172V171H262ZM261 172V173H262ZM105 173V174H106ZM233 173V172H232ZM231 173V174H232ZM253 173H255V171L253 172ZM92 173L90 172V175H91ZM95 174V173H94ZM102 174H103V172H102ZM174 174V173H173ZM193 174H194V176H193ZM197 174H198V172H197ZM228 174H229V172H228ZM230 174V175H231ZM238 174V173H237ZM242 174V173H241ZM82 175V174H81ZM98 175H101V173L100 174H98ZM108 175V174H107ZM149 175V174H148ZM163 175V176H164ZM208 175H210V176H208ZM222 175V174H221ZM219 176V177H221L222 179H225V180H227V179H229L230 177H232V176H229V178H223L222 176ZM253 174H251V177H255L256 176V178L258 179V175H253ZM86 176V179L88 178V176L89 175H85ZM103 176V175H102ZM105 176V175H104ZM162 176V177H163ZM173 175L171 174V176H170V178H174V177H172ZM213 176V177H212ZM234 176V175H233ZM248 176V177H247ZM71 177V176H70ZM79 177V176H78ZM96 177H97V175H96ZM96 177H93L92 178V181L93 182H91V183H94V182H96ZM133 176L131 175V178H132ZM148 177V176H147ZM211 179H210V178ZM85 178V177H84ZM95 178V179H94ZM103 177H101L100 179H99V182H97V184L98 183H100L101 182V179H102ZM106 178H107V176H106ZM106 178H104L103 180H102V183H103V185L101 186L100 185V187H98V188H101L102 190H105V189H107L108 187H109V185H110V182H109V185H108V181H107V184L104 182V181H106L107 179ZM169 178V179H170ZM196 181V183H195V181H193V179ZM256 178H255V181H256ZM73 179V181H74V178H72ZM89 179V178H88ZM106 179V180H105ZM158 179V178H157ZM160 179H163V178H160ZM159 179V180H160ZM190 179H191V181H193V182H191L190 181ZM250 179H252V178H250ZM250 179H248L247 181H249ZM260 180H261V177L259 178ZM48 180V179H47ZM46 180V181H47ZM50 180H52V178L50 179ZM85 180V179H84ZM95 180V181H94ZM108 180H110V179H108ZM149 180H152V179H149ZM165 179H163V180H160V181H164ZM165 180V181H166ZM202 180V179H201ZM211 180V181H210ZM253 180H254V178H253ZM252 180V181H253ZM264 180V179H263ZM80 181V180H79ZM88 181H91V180H88ZM206 181H208V183L206 182ZM251 181V180H250ZM49 182V181H48ZM53 182V183H52ZM52 182H50L49 183V187H50V185L52 184V186H53V184L55 183H57V182H55V181H52ZM81 182V181H80ZM87 182V181H86ZM146 182V181H145ZM151 182H153V181H151ZM199 182V181H198ZM213 182H215V181H213ZM219 182V183H218ZM254 182V181H253ZM46 182H43V184L44 185H42L43 187L44 186H46L47 185V183L45 184ZM90 183V182H89ZM90 183V184H91ZM101 183V184H102ZM142 183V182H141ZM205 183V184H204ZM207 183V184H206ZM90 184H88V185H90ZM142 184H144V183H142ZM197 184H199L200 185V183H197ZM264 184V183H263ZM263 184H261V185H263ZM93 185V184H92ZM113 185V183L110 185V187ZM145 185V184H144ZM143 185V186H144ZM180 185V184H179ZM179 185H177V186H179ZM226 185V186H225ZM251 185V184H250ZM41 185H40V187H42ZM47 186V187H48ZM80 186V185H79ZM95 186V185H94ZM140 186H142V185H140ZM182 187L181 189H184V190H186L185 189V187ZM206 186V187H207ZM180 187V186H179ZM178 187V188H179ZM209 187V186H208ZM209 187V188H210ZM86 188V187H85ZM132 188V187H131ZM199 190H198V189ZM204 188H205V186H204ZM208 188V189H209ZM210 188V189H211ZM223 188H224V190H223ZM230 188H229V190H230ZM112 189L114 190L115 188L112 186ZM111 189V190H112ZM124 189H126V188H123V190ZM148 189V188H147ZM175 189H176V187H175ZM187 189V190H188ZM200 189H201V191H200ZM207 189V188H206ZM110 190V189H109ZM110 190V191H111ZM112 190V192H114V194H116L115 193V190L113 191ZM131 190V189H130ZM150 190V191H149ZM149 190H147V191H149V194H150V192H151V194H152V191H151V189H149ZM178 190V189H177ZM218 191V192H216V194L214 193L215 191ZM219 190H221V191H224V195L223 196H225L226 195V197L229 199H227L226 197V199H227V202L229 203V205H232V207H234V209H236V208H238L237 206H239V208H240V212H239V214H238V210L239 209H237V216H235L234 214H233V211L234 210H232L231 208H230V210H232V213H231V211L227 214V213H225V209L223 210V208H225V206L223 207L222 205H223V202L224 201H226V199L224 198L223 199V197H222V199H220L221 198V194L219 193V192H221V191H219ZM228 190V191H229ZM258 190V189H257ZM259 190H261V188H259ZM258 190V191H259ZM124 191H126L127 192V190H124ZM137 191V190H136ZM232 191V192H233ZM258 191H256L255 190V193H253V192H251L252 194H249V196H254V194H258L259 192ZM101 192H102V194L105 192H103V191H100L99 190V193L101 194ZM108 192L109 191H107L106 192V194H108ZM173 192H175L176 193V191H173ZM187 192V191H186ZM232 192H231V194H232ZM242 192V193H241ZM145 193V192H144ZM174 193V194H175ZM183 193V192H182ZM189 193V192H188ZM222 193V192H221ZM105 194V193H104ZM110 194H112V193H110L109 192V194L107 195V196H109V198H113V196L111 197L110 196ZM150 194V195H151ZM184 194H186V195H189V194H187V193H184ZM184 194H181L182 196L184 195ZM194 194V195H195ZM218 194H220V195H218ZM227 194H229V193H227ZM230 194V195H231ZM113 195V194H112ZM117 195V194H116ZM148 195V194H147ZM190 195H191V193H190ZM105 196V195H104ZM218 196H220V197H218ZM232 196H234V195H232ZM236 196V195H235ZM237 196H239V194L237 195ZM236 196V197H237ZM243 196H245V195H243ZM248 196V195H247ZM248 196V197H249ZM257 196V195H256ZM198 197H200V198H198ZM241 197V196H240ZM264 197V195H262V198ZM233 198V197H232ZM238 198V197H237ZM242 198V197H241ZM249 198V199H250ZM181 199V200H180ZM234 199V198H233ZM244 199H245V197H244ZM246 199H248V198H246ZM244 200V201H247V200ZM220 200H222L221 202H222V204H221V202H220ZM251 200V201H252ZM261 200V199H260ZM264 200V199H263ZM262 200V202H264ZM159 201V200H158ZM164 201V203H162ZM168 201V200H167ZM238 201H239V198H238ZM248 201H250V200H248ZM162 202H160V203H162V204H165V200H162ZM171 202V201H170ZM172 202H173V199H172ZM167 204V203H166ZM165 204V205H166ZM169 204V203H168ZM169 205H172V204H169ZM224 205H226V203L224 204ZM228 205V206H229ZM164 207V206H163ZM166 207V206H165ZM230 207V206H229ZM163 209V208H161V206H160V208H159V211L160 212H162L161 210ZM167 209H168V211L169 212H166V214H168V216H169V213H170V210H169V208L167 207ZM166 209V210H167ZM229 211V210H228ZM152 212H154V211H152ZM235 212V213H236ZM126 214H127V212H126ZM128 214H129V212H128ZM163 214V213H162ZM165 214V213H164ZM171 214H172V212H171ZM170 214V216H171V218H172V216H173V214L171 215ZM227 214V215H226ZM143 215H145V214H143ZM143 215H142V217H143ZM151 215H153V213L151 214ZM149 216V215H148ZM124 217H125V215H124ZM141 217V218H142ZM126 219V218H125ZM127 220V219H126ZM141 220V219H140ZM143 220V219H142ZM147 222H148V220H146ZM145 221V223H147ZM160 221V220H159ZM158 221V225L160 226V222ZM166 221H168L169 222V220H166ZM166 221L164 222V223H166ZM138 222H142V221H139V219H138ZM144 222V221H143ZM177 222V223H176ZM137 223V222H136ZM139 223V224H140ZM170 223V222H169ZM127 225V227H128V224L129 223H126ZM144 224V223H143ZM161 224H163V222H161ZM141 225H142V223H141ZM141 225L139 226V227H141ZM145 225V224H144ZM164 225V224H163ZM158 226V227H159ZM126 227V228H127ZM145 227V226H144ZM157 227V226H156ZM157 227V228H158ZM165 227H166V225H165ZM170 227V226H169ZM131 229H132V227H130ZM129 228V229H130ZM142 229H143V227H141ZM141 228H139V229H141ZM168 228V227H167ZM171 228V227H170ZM174 228V233H176V230H181L180 228H178V229H175ZM194 228L192 229V227H191V229L194 231ZM109 229V228H108ZM107 229V230H108ZM128 229V230H129ZM142 229L140 230V231H142ZM146 229V228H145ZM162 229V228H161ZM160 229V230H161ZM190 229V228H189ZM190 229V230H191ZM100 230V229H99ZM106 230V229H105ZM127 230V229H126ZM168 230H169V228H168ZM111 231V230H110ZM109 231V232H110ZM131 231H133V229L131 230ZM159 231V230H158ZM165 231H166V229H165ZM178 231H177V233H178ZM95 232H97V231H95ZM104 232V231H103ZM108 232V231H107ZM129 232V231H128ZM143 232V233H142ZM141 232V234H143L142 236L144 237V236H146L147 237V235H145L146 233V230H145V232H144V230ZM156 232H157V229H156ZM97 233H99L100 234V232H97ZM105 233V232H104ZM112 233V232H111ZM130 233V232H129ZM173 233V234H174ZM176 233V234H177ZM183 233V232H182ZM194 233V232H193ZM193 233H192V235H193ZM158 234H160L159 232H158ZM180 234V233H179ZM179 234H178V236H179ZM98 234H96V236H97ZM181 235V234H180ZM62 236V235H61ZM131 236V235H130ZM172 237H173V235H171ZM174 236H175V234H174ZM146 237H144V238H146ZM171 237V238H172ZM182 237H185V236H182ZM62 238V237H61ZM98 238H101L100 240H102V241H104L103 239H102V237H98ZM131 239V238H130ZM148 239V238H147ZM147 239H145V241L147 240ZM173 239V243H174V239L176 240L177 238L175 237V238H172ZM171 239V240H172ZM52 240H53V238H52ZM52 240H50V244H52V242H53V245L54 244H58L59 245V241L60 240H57V239H55L54 238V240H56V241H58V242H56V241H52ZM129 240V239H128ZM128 240H126V242L128 241ZM149 240V239H148ZM170 240V239H169ZM168 240V241H169ZM131 241H132V239H131ZM56 242V243H55ZM71 241H69V243H70ZM171 242V243H172ZM195 242V243H194ZM49 243H42V244H45V245H47V246H49L50 244ZM73 243V242H72ZM125 243V242H124ZM131 243V242H130ZM41 244V243H40ZM42 244L40 245V246H42ZM61 244H63V242L61 243ZM67 244L68 243H66V246H67ZM76 244H77V242H76ZM74 245V248H75V246L77 247V246H79V245ZM89 244V243H88ZM101 244H103V243H101ZM105 244V243H104ZM160 244H162V243H160ZM65 243L62 245L63 246V250H62V252H63V256H65V257H67L66 255L67 254H64V253H66L65 252ZM135 245V244H134ZM51 246V245H50ZM49 246V249H48V252H50V250L52 251V249L54 248V246H53V248L52 249H50L51 247ZM72 246V245H71ZM103 247H105L104 245H102ZM107 246V245H106ZM126 246V245H125ZM132 246V245H131ZM57 247V246H56ZM68 247V246H67ZM66 247V248H67ZM82 246H80V249H82L81 248ZM90 247V246H89ZM142 247V246H141ZM171 247H172V245H171ZM69 248H70V246H69ZM78 248V247H77ZM77 248H75V249H77ZM83 248H85V247H83ZM129 248V247H128ZM47 249V248H46ZM93 249V248H92ZM104 249V248H103ZM135 249H136V247H135ZM146 249V248H145ZM78 250H79V248H78ZM78 250H75V251H78ZM87 250V249H86ZM104 250H106V249H104ZM125 250H129V252L132 254L133 252H134V249L131 247L130 249H126L125 248ZM124 250V251H125ZM173 249H171V251H172ZM59 251V250H58ZM74 250H72V252H73ZM74 251V252H75ZM83 251H85V249L83 250ZM82 251V252H83ZM90 251V250H89ZM73 252V253H74ZM78 252H80V254H81V251H78ZM88 252V251H87ZM104 252H106V251H104ZM126 252V251H125ZM128 252V253H129ZM57 253H59V252H57ZM69 253V252H68ZM77 253V252H76ZM75 253V254H76ZM107 253V252H106ZM51 254V253H50ZM60 254V253H59ZM89 254V253H88ZM88 254L85 256V258L87 259V256H88ZM105 254V253H104ZM139 254V253H138ZM141 254V253H140ZM61 255H62V253H61ZM83 255H85V253H83ZM83 255H81V256H83ZM108 255H109V253H108ZM130 255V254H129ZM158 255H160V254H158ZM51 256V255H50ZM52 256H53V253H52ZM62 256V257H63ZM77 255H75V257H76ZM131 256V255H130ZM133 256H135V254L133 255ZM161 256V255H160ZM47 257V256H46ZM54 257V256H53ZM64 257V258H65ZM74 257V258H75ZM84 257V256H83ZM106 257H107V254H106ZM126 258L128 257L129 258V256H128V254H127V252H126V256H125ZM124 257V258H125ZM148 257V256H147ZM168 257V256H167ZM167 257H165L164 256V258H165V260H166V258ZM61 257H59V259H60ZM69 258H70V256H69ZM73 258V259H74ZM77 258V257H76ZM75 258V260L77 261V259ZM80 258V257H79ZM82 258V257H81ZM84 258V260H85V262L87 261H89V258H88V260H86ZM104 258V257H103ZM133 258H135V257H131L130 258V260L132 261L133 260ZM145 258V257H144ZM158 258V256H156V259ZM48 259H50V257L48 258ZM53 259V258H52ZM56 259V258H55ZM54 259V260H55ZM59 259H58V264H60V262H59ZM72 259V258H71ZM72 259V260H73ZM170 259V258H169ZM61 260V259H60ZM67 260H68V258H67ZM79 260V259H78ZM81 260V261H80ZM77 263H81V262H83L82 261V259H80ZM99 260V259H98ZM126 260V259H125ZM124 260V261H125ZM157 260H159V259H157ZM51 261V260H50ZM75 261V262H76ZM95 261V260H94ZM129 261V260H128ZM135 261V260H134ZM69 262V261H68ZM67 262V263H68ZM71 262V261H70ZM73 262H74V260H73ZM86 262V263H87ZM90 262V261H89ZM97 262V261H96ZM52 263V262H51ZM50 263V264H51ZM107 263V262H106ZM160 263V262H159ZM181 263V262H180ZM47 264H49V263H47ZM54 264V263H53ZM64 264V263H63ZM69 264H71V263H69ZM74 264V263H73ZM83 264H85V263H83ZM91 264V263H90ZM108 264V263H107ZM146 264V263H145ZM157 264V263H156ZM176 264H178V263H176Z\"/></svg>",
	"mask_w": 264,
	"mask_h": 264
}]
</instances>
